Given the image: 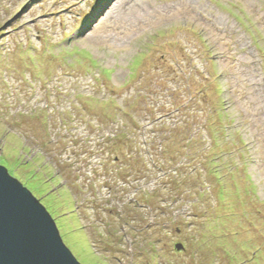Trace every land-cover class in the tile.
I'll return each mask as SVG.
<instances>
[{
    "label": "rangeland",
    "instance_id": "obj_1",
    "mask_svg": "<svg viewBox=\"0 0 264 264\" xmlns=\"http://www.w3.org/2000/svg\"><path fill=\"white\" fill-rule=\"evenodd\" d=\"M0 165L82 264H264V0H0Z\"/></svg>",
    "mask_w": 264,
    "mask_h": 264
},
{
    "label": "water",
    "instance_id": "obj_2",
    "mask_svg": "<svg viewBox=\"0 0 264 264\" xmlns=\"http://www.w3.org/2000/svg\"><path fill=\"white\" fill-rule=\"evenodd\" d=\"M176 248L183 249L182 243ZM0 264H82L47 208L0 165Z\"/></svg>",
    "mask_w": 264,
    "mask_h": 264
},
{
    "label": "trees",
    "instance_id": "obj_3",
    "mask_svg": "<svg viewBox=\"0 0 264 264\" xmlns=\"http://www.w3.org/2000/svg\"><path fill=\"white\" fill-rule=\"evenodd\" d=\"M126 114V113H125ZM121 137H125V138H128L129 137V134L126 132V131H123V133L121 134ZM138 155H142L140 152H138V151H135L134 152V163H135V161L137 160V158H138ZM3 166V165H2ZM5 167V166H4ZM139 167V166H138ZM6 168V167H5ZM7 169V168H6ZM8 170V169H7ZM134 171H135V168H134ZM14 177V176H13ZM15 178H17L20 182H22L23 183V185L25 186V187H27L26 185H25V183L23 182V180H22V178H18V177H15ZM28 188V187H27ZM29 189V188H28ZM30 190V189H29ZM31 191V190H30ZM32 192V191H31ZM33 193V192H32ZM35 196V195H34ZM36 197V196H35ZM39 199V198H38ZM135 204H138L137 203V201L135 202ZM45 206V205H44ZM46 207V206H45ZM47 208V207H46ZM48 210V209H47ZM48 212H49V210H48ZM50 213V212H49ZM51 214V213H50ZM52 215V214H51ZM52 217H53V215H52ZM54 218V217H53ZM116 245V244H115ZM183 245V244H182ZM176 247V246H175ZM185 248V246L183 245V249ZM182 249V250H183Z\"/></svg>",
    "mask_w": 264,
    "mask_h": 264
},
{
    "label": "clouds",
    "instance_id": "obj_4",
    "mask_svg": "<svg viewBox=\"0 0 264 264\" xmlns=\"http://www.w3.org/2000/svg\"><path fill=\"white\" fill-rule=\"evenodd\" d=\"M251 40L254 43V47H256L259 50V47H261V40H259L255 35L250 36ZM262 54V52H260Z\"/></svg>",
    "mask_w": 264,
    "mask_h": 264
}]
</instances>
